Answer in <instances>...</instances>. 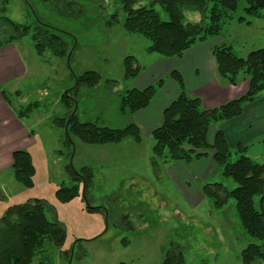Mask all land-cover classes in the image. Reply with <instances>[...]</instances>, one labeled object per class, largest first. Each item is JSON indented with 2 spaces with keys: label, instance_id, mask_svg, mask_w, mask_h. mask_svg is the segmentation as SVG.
I'll return each instance as SVG.
<instances>
[{
  "label": "rangeland",
  "instance_id": "obj_1",
  "mask_svg": "<svg viewBox=\"0 0 264 264\" xmlns=\"http://www.w3.org/2000/svg\"><path fill=\"white\" fill-rule=\"evenodd\" d=\"M151 2L146 0L139 6ZM153 8L161 21H168L159 5ZM245 8L244 1L238 0L232 20L219 37L205 45L231 47L238 58L263 49L264 21L246 15ZM183 15L184 24L201 21L198 14ZM3 17L30 29L13 42L25 74L11 83L21 94L19 98L10 94V103L16 111L37 105L23 119L31 136L23 150L30 154L35 169L34 185L25 189L14 181L11 169L4 170L0 174V218L12 205L39 199L45 203L48 221L60 224L66 234L62 247L46 242L42 255L31 264L41 260L48 264H162L171 246L180 248L184 264H242L241 251L260 242L244 233L231 199L214 208L204 198L206 185L222 184L228 191L236 188L219 168L215 166L201 176L196 160L191 165L161 160L153 166L154 140L142 129L139 145L130 139L103 146L72 139L73 144L68 145L64 129L55 123L66 114L61 97L76 88L74 77L84 72H95L101 79L97 85L77 87L75 115L80 123L112 130L132 123V115L119 110V96L139 84L153 86L162 80L156 70H161L158 67L163 60L170 59L148 53L146 39L123 29L122 0H0ZM240 18L243 23L238 22ZM40 25L58 31L67 43L71 49L68 64L50 51L36 54L31 36ZM127 57H133L140 68L134 79H124L123 61ZM250 155L252 161L264 164L263 145ZM237 158L231 151L229 162ZM69 166L76 171L84 167L91 170L92 185L85 198L83 184L72 182ZM173 178L182 182L176 184ZM73 185L78 187V196L66 204L59 203L56 191ZM254 203L258 209L259 197Z\"/></svg>",
  "mask_w": 264,
  "mask_h": 264
},
{
  "label": "trees",
  "instance_id": "obj_2",
  "mask_svg": "<svg viewBox=\"0 0 264 264\" xmlns=\"http://www.w3.org/2000/svg\"><path fill=\"white\" fill-rule=\"evenodd\" d=\"M144 1L146 0H122V10L125 13L122 27L127 33L146 39L150 44L148 53L165 59L181 58L194 45L219 37L222 28L232 20L238 7V0H152L149 6H139ZM242 1L246 4V15L264 21V14H260L264 10V0ZM154 5H159L167 14V22L160 20ZM136 6L139 7L135 8ZM184 12L200 15L201 21L184 24ZM113 19L116 21V18ZM238 22L243 23L244 19L240 18ZM29 31L27 26L17 25L5 17L0 18V47L24 37ZM57 33L59 32L44 25L34 29L31 39L38 56L50 51L54 57L68 60L71 49H68L67 43ZM211 53L218 80L226 85L236 86L242 79L246 83V92L217 108L204 110L198 97L186 93L181 74L172 71L168 78L178 86L179 95L164 110L161 124L151 133L154 140L152 165L156 166L161 160L190 163L207 157L211 150L215 166L221 170L224 178L236 184V188L228 191L222 184L206 185L202 194L214 208L223 207L229 199L234 202L242 230L247 236L260 242V245L249 244L243 249L240 261L242 264H264V164L246 157V149L240 146L234 152L238 155L237 160L230 163L231 152L219 131L215 133L212 145L208 144V130L211 126L239 117L244 105L255 101L264 92V48L248 53L245 58L236 57L232 48L225 45L213 46ZM135 64L133 57L124 59V79L138 77L140 68ZM74 78L76 88L60 99L66 114L55 122L64 129L68 145L73 144L72 139L89 146L118 145L127 139L135 144L141 143L140 129L133 123L121 130L80 123L74 112L77 87L97 85L101 77L88 71ZM163 83L158 80L153 86L142 90L131 89L120 95V112L133 115L145 109ZM2 96L9 104L8 96L4 92ZM36 105L37 103L29 104L20 109L18 117H27ZM11 171L18 185L25 189L33 187L35 169L28 152L22 150L12 154ZM67 171L74 184H83L85 198L92 185L91 170L84 167L76 171L69 166ZM77 196V185L60 187L55 193L56 200L61 204H66ZM255 197H259L258 209L254 203ZM65 238V231L60 224L46 218L43 201L34 199L24 204L12 205L0 218V264H31L42 253L46 242L60 248L64 245ZM38 264L48 263L41 260ZM162 264H184L180 248L171 246L165 253Z\"/></svg>",
  "mask_w": 264,
  "mask_h": 264
},
{
  "label": "crops",
  "instance_id": "obj_3",
  "mask_svg": "<svg viewBox=\"0 0 264 264\" xmlns=\"http://www.w3.org/2000/svg\"><path fill=\"white\" fill-rule=\"evenodd\" d=\"M207 42L194 45L181 58L161 60L163 64L158 67L161 70H156V74L157 78H161L164 82L163 86L157 90L149 105L133 114L131 118V122L142 129L146 136H151L153 130L161 124L164 110L179 95L178 86L168 78L172 71L181 74L186 93L198 97L204 110L217 108L241 97L246 92V83L242 79L236 86H229L218 80L211 53L214 45H205ZM14 46V43H11L0 48V51L5 50L0 54V174L4 170L11 169L12 154L22 151L25 148L24 144L31 138L24 126V118L18 117L20 110L16 111L10 102L7 104L4 101L2 96L4 92L10 101V94L18 98L21 94L17 87L11 86L12 82L21 79L25 74ZM171 61L178 63L174 64L175 62L171 63ZM164 78H167V85ZM148 84H139L136 89H145ZM217 131L223 134L230 152H235L239 146L243 147L246 149V157L252 160L250 152L261 145L264 146V92L255 101L246 103L239 117L211 126L208 130L210 146ZM207 154V157L196 161L201 167V176L208 175L215 167L211 150ZM173 181L176 184L182 182L180 178H173Z\"/></svg>",
  "mask_w": 264,
  "mask_h": 264
},
{
  "label": "water",
  "instance_id": "obj_4",
  "mask_svg": "<svg viewBox=\"0 0 264 264\" xmlns=\"http://www.w3.org/2000/svg\"><path fill=\"white\" fill-rule=\"evenodd\" d=\"M69 58H70V54L68 55V60H67V64L69 63Z\"/></svg>",
  "mask_w": 264,
  "mask_h": 264
}]
</instances>
